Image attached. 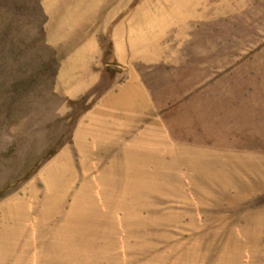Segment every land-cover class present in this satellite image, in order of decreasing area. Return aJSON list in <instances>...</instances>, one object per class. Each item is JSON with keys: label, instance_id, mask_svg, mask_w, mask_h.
<instances>
[{"label": "rangeland", "instance_id": "1", "mask_svg": "<svg viewBox=\"0 0 264 264\" xmlns=\"http://www.w3.org/2000/svg\"><path fill=\"white\" fill-rule=\"evenodd\" d=\"M86 38L95 39L96 54L87 71L72 70L71 86L81 77L88 88L71 98L57 87L56 76L61 57ZM131 72H138L172 105H178L180 97L191 101L185 119L190 143L206 147L208 170L218 169L225 195H235L233 206L208 203L204 210L216 217L226 212L241 226L250 212L252 225L246 234L255 258L245 237L238 236L246 245L241 264H264V237L259 234L264 223L258 220L264 213V0H0V205L24 196L29 184L40 197L42 172L67 150L77 160L74 133L82 115L109 84L124 81ZM202 158L193 153L186 170L175 172L171 188L161 173L159 192L178 195L182 181L185 202L134 203L129 211L137 208L145 216L164 212L169 217L172 206L198 219L195 184ZM212 191L214 197L222 195L220 188ZM243 196L249 197L240 203ZM36 221V214L29 213V241ZM126 222L132 231L136 224L151 228L155 221ZM190 237L177 235L181 240ZM101 238L96 235V242ZM146 238L129 235L125 243L147 246ZM159 240V246L169 242L164 233ZM29 247L28 262L36 264ZM110 254L115 258L116 252ZM54 255L52 251L46 259L48 253H43V261L57 262Z\"/></svg>", "mask_w": 264, "mask_h": 264}, {"label": "crops", "instance_id": "2", "mask_svg": "<svg viewBox=\"0 0 264 264\" xmlns=\"http://www.w3.org/2000/svg\"><path fill=\"white\" fill-rule=\"evenodd\" d=\"M48 39L57 46L58 41L50 36ZM79 44L77 50L67 51L61 57L56 76L57 87L66 89L71 98L88 88V81L81 77L71 86L75 81L72 70L87 71L97 50L95 39H81ZM182 98L178 105H172V101L161 98L160 91H152L138 72H131L122 82L109 84L75 129L77 160L67 150L42 172L40 197L33 184H29L23 190L24 196L12 197L0 205V264H29V245L31 260L36 264H241L240 253L246 245L238 236L245 237L248 251L255 258L246 234L251 224L250 212L241 226V222H231L233 219H228L226 212L216 217L204 210L208 203L233 206L235 195H225L218 169L208 170L206 147L190 143L192 136L189 137L185 119L190 116L191 101ZM193 153L204 156L200 162V180L195 184L199 189L196 193L200 194L198 219L191 212L177 211L172 206L169 217L164 212L152 211L145 216L137 208L129 211L128 205L134 203L171 205L176 199L185 202L182 181L178 195H166L159 192L160 179L162 173L163 177L168 176V187L175 186V172L186 170L184 165H188ZM176 159L181 165L177 166ZM94 170L97 174L93 176ZM215 188H220L222 195L214 197ZM246 197L249 196H243L240 203ZM32 212L37 221L29 241L25 221ZM259 216L260 223H264V213ZM128 219L155 222L151 228L136 224L129 231ZM164 222L167 223L160 228ZM162 233L169 242L159 246ZM259 234L264 237V228ZM96 235L102 236L101 242H96ZM129 235H146L143 241L147 246L137 243L128 247ZM177 235L191 237L181 240ZM115 240L117 243L113 244ZM133 250L135 254L128 253ZM52 251L57 262L43 261V253H48L46 259H51ZM98 252H103L105 257L97 258ZM112 252H116L115 258Z\"/></svg>", "mask_w": 264, "mask_h": 264}]
</instances>
